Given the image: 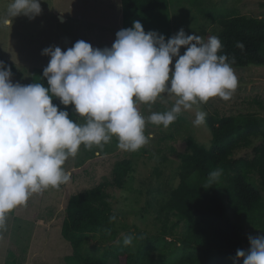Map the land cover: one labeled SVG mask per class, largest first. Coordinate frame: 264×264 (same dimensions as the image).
I'll return each instance as SVG.
<instances>
[{
    "label": "clouds",
    "instance_id": "clouds-1",
    "mask_svg": "<svg viewBox=\"0 0 264 264\" xmlns=\"http://www.w3.org/2000/svg\"><path fill=\"white\" fill-rule=\"evenodd\" d=\"M41 11L40 0H11L6 15L0 16V29L12 27L17 16L34 19ZM222 48L219 37L205 41L183 28L166 41L136 20L116 33L111 47L94 48L79 40L66 51L59 46L43 49L42 55L50 56L43 70L46 85L13 83L11 68L0 61V232L6 230L8 214L27 206L34 194L70 183L72 174L64 165L82 145L102 151L115 138L120 150L136 152L149 142L146 123L167 128L195 105L216 97L230 100L238 78L227 56L220 54ZM163 94L174 98L173 106L146 120L138 105L151 109ZM53 98L74 105L77 119ZM205 118L198 111L194 126ZM221 171H212L208 183L218 180ZM248 239L250 248L238 249L237 257L243 264H264V235ZM132 242L131 235L124 237L126 246Z\"/></svg>",
    "mask_w": 264,
    "mask_h": 264
},
{
    "label": "rangeland",
    "instance_id": "rangeland-1",
    "mask_svg": "<svg viewBox=\"0 0 264 264\" xmlns=\"http://www.w3.org/2000/svg\"><path fill=\"white\" fill-rule=\"evenodd\" d=\"M191 2L194 1L170 0L168 10L153 14L124 13L121 0H40V15L34 19L17 16L13 18L12 27L0 29V61L11 68L13 83L28 85L36 68L44 69L50 61V56L42 55L43 49L59 46L66 51L79 40L94 48L111 47L116 33L132 27L136 20L143 24L146 32L155 30L163 34L166 41L181 28L186 34L200 35L205 40L207 32H217L216 23L206 15L208 12L227 13L230 9H239L241 14L264 16V0H197L195 5ZM9 3L11 0H0V16L6 15ZM185 50L182 46L181 54ZM232 68L238 78V88L230 100L216 97L182 111L188 131L182 127L164 128L146 123L145 134L150 139L136 158L133 178L124 189L110 187V201L118 212V238L124 240L131 235L134 251L138 248V233L149 235L160 228L158 208L168 198L171 188L179 183L180 158L176 152L187 150V133L191 132L207 146L211 143L206 122L194 126L196 113L238 114L253 107L260 108L256 100L264 102V66ZM173 104L174 98L163 94L151 109L145 104H139L138 109L147 120L153 112H163ZM259 114L264 115V111ZM79 122L84 123V120ZM127 158L133 159V153L120 150L115 138L102 151L95 147L88 150L82 145L78 155L70 157L64 165L72 174L70 183L59 190L49 188L42 194H34L27 206L8 214L6 230L0 232V264H66L73 247L62 235V223L70 197L105 181L114 182L115 166ZM156 167L160 172L158 177L154 173ZM261 235L260 230L250 233L252 237ZM90 245L100 246L93 240Z\"/></svg>",
    "mask_w": 264,
    "mask_h": 264
},
{
    "label": "trees",
    "instance_id": "trees-1",
    "mask_svg": "<svg viewBox=\"0 0 264 264\" xmlns=\"http://www.w3.org/2000/svg\"><path fill=\"white\" fill-rule=\"evenodd\" d=\"M170 4V0H121L124 13L158 14ZM206 15L216 23L217 32H207L205 41L219 37L220 54L227 56L231 67L264 66V16L241 14L239 9ZM43 70L36 68L29 84L46 85ZM256 102L260 108L238 114H207L209 146L189 132L186 151L172 147L180 158L179 183L158 208L160 228L149 235L137 234L136 251L118 238V212L110 201V187H126L143 147L131 152L133 159L118 162L114 182L71 196L62 223V235L73 247L66 264H243L237 250L249 249L251 232L260 230L264 235V115L259 114L264 102ZM53 103L77 119L74 105L64 106L58 98ZM170 126L188 131L186 116L180 114ZM243 149L245 153L236 155ZM217 169L222 170L219 179L209 184V174ZM154 173L159 176L157 167ZM91 240L100 246H91Z\"/></svg>",
    "mask_w": 264,
    "mask_h": 264
},
{
    "label": "water",
    "instance_id": "water-1",
    "mask_svg": "<svg viewBox=\"0 0 264 264\" xmlns=\"http://www.w3.org/2000/svg\"><path fill=\"white\" fill-rule=\"evenodd\" d=\"M62 17V19L64 20V17L63 16H61Z\"/></svg>",
    "mask_w": 264,
    "mask_h": 264
},
{
    "label": "bare ground",
    "instance_id": "bare-ground-1",
    "mask_svg": "<svg viewBox=\"0 0 264 264\" xmlns=\"http://www.w3.org/2000/svg\"><path fill=\"white\" fill-rule=\"evenodd\" d=\"M63 21V20H62Z\"/></svg>",
    "mask_w": 264,
    "mask_h": 264
}]
</instances>
